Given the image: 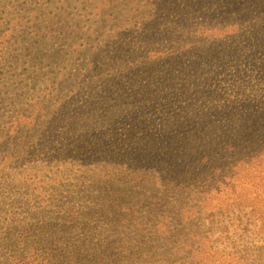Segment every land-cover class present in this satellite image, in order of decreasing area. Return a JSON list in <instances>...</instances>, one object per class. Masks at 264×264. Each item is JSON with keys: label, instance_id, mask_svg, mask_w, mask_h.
I'll use <instances>...</instances> for the list:
<instances>
[{"label": "trees", "instance_id": "trees-1", "mask_svg": "<svg viewBox=\"0 0 264 264\" xmlns=\"http://www.w3.org/2000/svg\"><path fill=\"white\" fill-rule=\"evenodd\" d=\"M6 1L0 264H264V0H154L74 84L126 0Z\"/></svg>", "mask_w": 264, "mask_h": 264}, {"label": "rangeland", "instance_id": "rangeland-1", "mask_svg": "<svg viewBox=\"0 0 264 264\" xmlns=\"http://www.w3.org/2000/svg\"><path fill=\"white\" fill-rule=\"evenodd\" d=\"M5 1L6 0H0V21L8 10V7L3 9ZM128 1L130 0H126L123 3L114 5L113 8L109 7L105 11L100 12L102 16H95V18L100 21V26L98 29H96V31H90L84 37V39H90L91 41L90 46H84L82 48V50L87 49L88 51L81 54L80 48L70 49L71 59L68 64L64 62V54L61 52L59 53V58L56 61L60 66L56 68L49 63L50 66H48V70L54 69L53 71L55 74L59 76H64V74H67L69 76L68 79H72V84H74L75 81H87L92 77L93 72L96 70V66L101 58L111 56L112 54L115 55L116 51L119 50V48H111L109 44H111V42L116 38L126 37L123 35V33L126 34L131 32L130 29H126L127 25H121L123 18L126 17L127 19H130V21L135 22L133 17L140 15L144 11H147L148 13L157 12L160 14V16L163 14V11L158 12L155 10L157 3L153 4L154 0H150V3H142L140 8L133 10L129 6L127 7L126 2ZM140 1L142 0H139V3ZM96 12L97 11H95V14ZM83 15H86V13H83ZM83 18L84 16L81 17V19ZM86 24L89 23H81V26L85 28ZM8 25L11 26V24ZM3 29L4 26H0V39L4 42L10 43L12 40L9 41V36L1 32ZM138 32H140V30H138ZM18 33L19 29H16L15 34L19 35ZM20 45L21 44L19 43L18 47H20ZM38 47L44 49L46 45L42 41ZM18 53H21V49ZM22 58L23 57H21V59ZM69 67H71V69H69ZM0 99L3 101L0 104V111H3V109H10L12 104L17 102V100H10L7 97H0Z\"/></svg>", "mask_w": 264, "mask_h": 264}]
</instances>
